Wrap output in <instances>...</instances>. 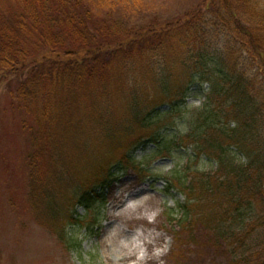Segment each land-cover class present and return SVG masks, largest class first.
Instances as JSON below:
<instances>
[{
  "label": "trees",
  "instance_id": "trees-1",
  "mask_svg": "<svg viewBox=\"0 0 264 264\" xmlns=\"http://www.w3.org/2000/svg\"><path fill=\"white\" fill-rule=\"evenodd\" d=\"M174 22L161 40L157 23L137 27L100 18L84 0L0 5V81L14 84L10 105L37 147L30 161L35 214L71 246L67 227L80 221L60 187L64 169L89 161L101 174L102 191L111 176L107 164L125 136L146 135L160 154L169 152L158 137L161 120L151 115L156 106L177 109L199 75V90L204 83L209 89L178 143L214 160L217 169L174 171L166 185L186 198L183 222L205 225L234 264H264V0H199ZM178 62L182 69L173 73ZM142 78L152 86L144 88ZM131 151L118 161L135 165ZM97 153L109 162L98 163ZM99 197L91 189L79 204L88 209Z\"/></svg>",
  "mask_w": 264,
  "mask_h": 264
},
{
  "label": "rangeland",
  "instance_id": "rangeland-1",
  "mask_svg": "<svg viewBox=\"0 0 264 264\" xmlns=\"http://www.w3.org/2000/svg\"><path fill=\"white\" fill-rule=\"evenodd\" d=\"M84 1L100 18L114 17L124 20L128 26L137 27L155 22L162 40L164 36L161 35L166 31L162 29L178 19H183L197 6L199 0ZM20 3H23V0H0V5L8 8ZM166 37L164 43L171 41ZM170 44L172 45V42ZM165 48L166 45L161 44L159 49ZM158 55L160 59L162 53ZM216 56L217 53L214 52L209 54L207 59ZM262 62L264 63V59ZM181 67L178 62L173 73L181 70ZM254 71L255 68H252V72ZM195 79L198 82L201 76L195 75ZM140 81L145 84L144 88L152 86L147 84L149 81L144 82V78ZM197 82L191 85L188 97L185 101L181 100L177 109L171 110L170 106L165 104L156 106L153 114L149 112L152 114L151 121L157 118L161 120L158 124V137H161L162 143H166L169 152L160 154L154 143L147 142L146 135H128L124 140L121 138L125 149L113 151L110 163L108 156L103 154L99 156L97 153L94 159L98 163H108L107 165L111 166V176L106 179L102 191L98 188L99 182L102 184V179H99L101 174L91 167L89 161L81 164L79 161L78 169L75 170L74 167L71 172L67 168L64 169L65 179L62 178L60 187L65 190L66 204L69 208H74L76 218L80 221L76 226L67 227L68 244L71 242V246H67L61 236L42 223L35 214V210L39 213V203H34L32 194L30 173L33 168L30 167V161L36 154L37 147L30 142L29 129L23 128L20 111L10 105L13 100L10 91L14 84L0 81V264H123L121 256L124 251L111 245L108 238L122 227L126 234L120 241L125 244H139L138 234H141L149 223H155L150 229L165 238L162 246H155L154 252L165 250L166 257L159 263L143 264H234L224 242L216 239L205 225L198 221L192 225L183 222L186 198L176 190L169 191L166 185L174 171L181 176H187L194 172L208 173L217 169L214 160L204 155L197 157L191 146L183 147L182 143H178L179 139L188 134L191 122L196 120L205 99L204 94L209 89V84L204 83L203 90L200 91ZM143 94L144 92H140L141 96ZM148 109L145 107V112ZM113 140L119 142L115 137ZM143 141L139 149H136L138 142ZM95 142L87 144L98 146L101 143L100 139ZM131 142L129 146L133 147V151L129 154L131 153L135 165L126 166L118 159L122 153L128 151V144ZM237 152L234 154L238 159ZM67 157L70 158L63 155V158ZM58 158L59 156L56 159ZM60 158L62 159L61 156ZM85 164L88 166H84ZM126 184L131 186L126 197H121V201L113 203V198L122 193V187ZM91 189H96L100 197L87 209L84 204H79V200ZM143 200L147 201L150 211L136 213L135 216L146 215L144 218L149 223L128 228L121 221L110 218L112 214H120L126 206L139 204ZM43 211L45 212V209ZM105 241H108L110 247L104 248ZM151 241L153 242L152 239ZM137 253L138 256L143 255L140 249ZM136 263V260L127 262Z\"/></svg>",
  "mask_w": 264,
  "mask_h": 264
},
{
  "label": "bare ground",
  "instance_id": "bare-ground-1",
  "mask_svg": "<svg viewBox=\"0 0 264 264\" xmlns=\"http://www.w3.org/2000/svg\"><path fill=\"white\" fill-rule=\"evenodd\" d=\"M130 188V185H124L122 187V193L113 198V203L121 201V197L125 198L126 193ZM148 211H150V207L147 205V201L143 200L139 204L126 206L120 214H112L110 218L121 221L128 228H136L140 224H145L148 221L144 218L146 215H143V217H138L135 216V214ZM155 225V223H149L148 226L145 225L146 228L143 229L141 234H138L137 240H139L140 243L135 245L133 243L125 244L120 241V239L126 234L122 227H119L115 233L111 234V237L108 238V241H110L111 245H113L114 247H119L120 250L124 251V254L121 256V261L123 264H127V262L130 260H136V264H143L146 262L159 263L166 257L165 250L158 253L154 252L155 246H162L165 242V238L163 237V235H160L155 230L152 231L150 229ZM151 239L153 240V242L151 241ZM108 241H105L103 243L104 248L110 247ZM138 249L143 251L142 256H138Z\"/></svg>",
  "mask_w": 264,
  "mask_h": 264
}]
</instances>
